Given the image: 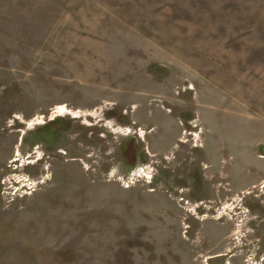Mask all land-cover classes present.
Listing matches in <instances>:
<instances>
[{
	"label": "rangeland",
	"instance_id": "rangeland-1",
	"mask_svg": "<svg viewBox=\"0 0 264 264\" xmlns=\"http://www.w3.org/2000/svg\"><path fill=\"white\" fill-rule=\"evenodd\" d=\"M0 264H264V0H0Z\"/></svg>",
	"mask_w": 264,
	"mask_h": 264
}]
</instances>
